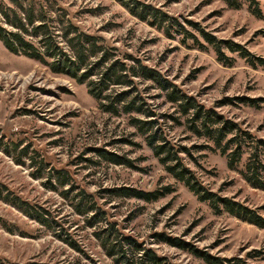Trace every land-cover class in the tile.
Wrapping results in <instances>:
<instances>
[{
  "label": "rangeland",
  "instance_id": "374dc122",
  "mask_svg": "<svg viewBox=\"0 0 264 264\" xmlns=\"http://www.w3.org/2000/svg\"><path fill=\"white\" fill-rule=\"evenodd\" d=\"M134 1L171 15L188 33L199 35L190 22L264 60V0H236V7L231 0H0V22L7 30L18 28L5 14L25 19L36 3L37 13L71 25L69 38L82 34L108 52V61L140 63L166 81L134 77L133 86H113V94L128 90L124 98L136 97L145 111L113 115L100 108L88 82L53 73L49 59L42 63L11 52L0 38V264H116L103 246L105 234H98L108 225L167 264L209 263L165 238L181 239L213 257L264 264V229L201 201L168 173L147 140L158 130L157 143L164 139L186 147L192 156L183 154L185 163L208 190L264 217V189L244 177L249 155L230 168L227 156L191 131L189 115L170 101L167 90L172 86L264 141V65L252 66L239 52L223 48L227 65L201 36L198 44L176 26L169 36L165 28L141 20L139 11H131ZM63 24L57 26L58 39L73 56ZM28 29L26 37L39 47ZM245 98L260 102L251 105L241 101ZM228 99L232 102L225 103ZM140 121L149 125L141 130ZM97 150L129 164L101 160ZM58 173L69 183L58 180ZM120 188L165 194L145 202L119 196L114 191ZM80 191L88 194L82 204ZM93 205L92 212L79 214Z\"/></svg>",
  "mask_w": 264,
  "mask_h": 264
},
{
  "label": "trees",
  "instance_id": "16d2710c",
  "mask_svg": "<svg viewBox=\"0 0 264 264\" xmlns=\"http://www.w3.org/2000/svg\"><path fill=\"white\" fill-rule=\"evenodd\" d=\"M230 2L231 6L236 7L238 5L236 0H231ZM131 8L133 13L135 10L139 11L141 20H146L150 25L157 26L158 28H165L169 36V29L173 28V26H176L179 32H185L187 38L194 39L198 44V36H201L205 42L214 47L218 60L227 65L230 63L228 57L223 52V48H227L231 52H239L244 58L249 60L252 66H255L256 62L264 65L263 59H255L241 45L218 40L214 35L204 29H197L196 24L188 22L189 25L194 26L195 31L199 35L188 33L183 24L176 18L153 7L134 1V5ZM36 10V3H33L25 19H19L17 15L13 19L10 15H4L7 22L15 24L18 28L17 31H10L3 27L0 22V38L11 52L23 53L25 56L39 60L42 63H47L48 61L46 60L49 59L48 64L53 73L72 77L79 83L88 82L90 94L99 102V106L104 112H109L113 115H119L121 111L125 113L134 111L136 113H145L143 106H140L136 97H132L131 100L124 98L125 96H130L128 90L120 94H113L115 88L113 86H133L134 81L132 78L134 77H143L166 84V81L162 80L157 72L142 66L140 63L128 66L119 61H108V52L101 51L97 47L95 40L82 36V34L69 38L71 36V25L63 24V17H60V20H57L64 26L62 27L65 29L63 38L67 39L68 46L74 50L75 55L71 56L61 47L60 40L62 37L60 40L58 39L57 32L59 29L57 28H61L60 23L58 24L45 12L37 13ZM255 13L260 16L259 11L256 10ZM28 26H31V35L39 38L38 43H41L39 47L36 46V42L34 44L32 40H28L26 37V34L30 31ZM97 56H99V60L92 61V58ZM96 70H98L97 74L95 73ZM95 75L98 77L93 79ZM168 87L170 101L178 104L183 115H189L191 124L189 127L191 131L196 136L204 137L211 141L215 149H219L222 155L227 156L230 168H236L243 157L248 154L249 157L245 165L244 177L253 187L264 189V162L262 159L264 156V141L257 140L250 132L241 129L236 122L225 119L214 110L206 109L191 97L180 95L172 86ZM241 101L251 105H256L260 102L258 99L246 98L241 99ZM226 102L232 101L228 99ZM137 121L138 119H134V122ZM140 123L141 130L143 129L142 125H149L142 121ZM159 139H162V137L159 135V131L156 130L148 136V145L155 151L156 156L160 157L161 163L164 164L169 174L184 183L201 201L209 202L218 213L223 211L230 213L264 229V217L258 210L252 209L232 198L221 197L203 185L196 172L188 167L184 161L183 154L185 153L191 158L192 154L190 150L182 146L176 148L164 139L163 143H157ZM96 152L101 160L116 165L129 164V161L126 159H122L118 155L107 152L106 150H97ZM58 176L60 178L58 180L64 179V185L69 183L65 176L61 177L60 174ZM165 190H167L166 193L169 192L167 188ZM114 192H117L121 197L136 198L145 202L157 201L165 194L160 190L145 192L129 188H120ZM78 197H80V204H82L83 200H87L88 194L85 191H80ZM25 205L27 206L28 204ZM94 207V205L84 209L81 207V210L78 209L79 214H88L94 210ZM103 233L105 234L102 237L104 239L103 246L107 250L108 255L114 257L116 264H167L166 260L157 255L155 251L142 249L134 239L119 233L114 225H108V229L98 234L102 235ZM113 236L115 237V242H111ZM165 240L171 246L190 249L193 254L204 259L209 264H247L238 258L223 259L213 257L181 239L165 238ZM136 252L140 254L138 258L135 255Z\"/></svg>",
  "mask_w": 264,
  "mask_h": 264
}]
</instances>
